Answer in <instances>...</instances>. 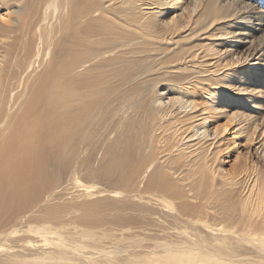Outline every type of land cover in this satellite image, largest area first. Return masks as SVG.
I'll return each mask as SVG.
<instances>
[{"label": "bare ground", "instance_id": "1", "mask_svg": "<svg viewBox=\"0 0 264 264\" xmlns=\"http://www.w3.org/2000/svg\"><path fill=\"white\" fill-rule=\"evenodd\" d=\"M4 9L0 37L9 40ZM115 13L140 24L136 31L153 27L146 35L162 51L135 84L152 83L112 97L111 81L132 75L137 62H123L128 41L117 46L101 32ZM42 16L44 25L57 19L58 36L45 34L20 63L15 88L0 87V264H264L257 170H237L247 187L236 199L214 188L224 173L218 157L228 124L232 144L234 136L251 140L264 159V129L244 95L264 90V36L254 37L264 33V7L246 0H48ZM193 41H205L208 53L188 51ZM36 101L39 117L32 106L22 112ZM227 106L236 111L226 113ZM217 117L227 121L221 128ZM86 141L93 147L80 157ZM49 151L58 154L51 173L41 161ZM77 157L95 184L61 180Z\"/></svg>", "mask_w": 264, "mask_h": 264}, {"label": "rangeland", "instance_id": "2", "mask_svg": "<svg viewBox=\"0 0 264 264\" xmlns=\"http://www.w3.org/2000/svg\"><path fill=\"white\" fill-rule=\"evenodd\" d=\"M5 3L2 9H0V13H6L5 9H7L10 19V24L13 25V31L10 33L11 37L9 40H3L0 37V59H3V66L5 75L0 76V87L3 88L4 93H6L9 89L15 88L17 85V74L19 69L22 67L20 63L24 62L25 58L29 57L30 55L35 52L37 45L40 43H45L46 37H53L56 38L57 35V19L50 18L52 20L51 26L48 23L44 25V20L42 19V10L44 9L48 0H21V2H16V0H1ZM157 0H154L156 2ZM249 3L254 4V6L259 8L264 7V0H246ZM260 1V2H259ZM254 2V3H253ZM257 3V4H256ZM263 3V4H262ZM260 4V5H259ZM33 8L32 11L29 9ZM24 9H28L24 11ZM29 12V13H28ZM116 21L108 22L102 29V34L106 37L107 33L110 32L112 43L115 42L117 46H119L122 40L128 41L131 45V52L126 54V58L123 59L124 61L133 60L136 62V65L133 67L134 73L129 76H126L123 79H118L115 81H111V89L107 96H118L123 93L131 85H134V88L137 90H142L147 85L152 83V81L146 80L139 84L136 83V78L139 76H143L140 72L145 66L152 65V61L156 59L157 54H159L161 50V46L154 40L152 35H146L154 31L153 27L147 28V31H136L137 26L140 24L135 23L129 19L123 21V17L119 18V13H115L114 15ZM55 25V26H54ZM146 26L145 24H142ZM220 26V24H219ZM237 26V25H233ZM135 27L134 33L130 31L127 32L126 30H130L131 28ZM254 31V30H251ZM263 31L258 32L254 35V37L264 36ZM261 33V34H260ZM101 33L97 32L95 35L91 36L92 38H87L86 41L90 42L93 39H98ZM259 34V35H258ZM43 37V39H42ZM110 38V37H109ZM115 39V40H114ZM42 41V42H41ZM206 42L209 44V39H206ZM188 46V51L190 50V46H194L199 50L197 52H201L200 55L207 54L208 49L205 48V41H193L191 43H186ZM157 48V49H156ZM187 51V52H188ZM186 52V53H187ZM185 53V54H186ZM204 56L201 60L205 59ZM23 65V64H22ZM129 68V67H128ZM237 68V67H235ZM3 72V73H4ZM49 82V80H48ZM264 84V80L262 81ZM38 89L40 86H35L34 93H38ZM225 91L227 92V87L224 86ZM42 90V89H41ZM250 100V106L252 120H256L260 122V127L264 129V90L260 89L257 97H254L251 93H245ZM17 94L14 96L16 97ZM31 98V97H30ZM29 98V99H30ZM248 103V102H247ZM36 110V116H40V104L39 102H27L26 106L22 109L24 112L28 107H31ZM226 110L230 112H235L236 109H230L228 106ZM239 110V109H238ZM240 111H244L241 109ZM35 116V117H36ZM34 117V118H35ZM5 116L4 114H0V126L5 123ZM138 121V119H136ZM213 124L221 128L226 124V119L223 117H217L212 119ZM134 124V122H132ZM232 125V124H231ZM3 127H0V132H3ZM230 124L227 125L226 131L224 132L225 139L222 141L221 149L222 154L218 157V163L220 168L224 173L218 177V180L215 182L214 188L215 189H222V192L226 190L227 192H232V196L236 199L237 196H243V193L247 187V179L243 177L242 173L237 174L238 169L246 170V173H250L253 168L257 170V176L260 181V187L264 188V159L257 155L253 149L252 144L253 142L246 141L240 136L238 137L235 144H232L231 139V132L232 130L229 129ZM7 130V129H6ZM5 130V131H6ZM6 133V132H5ZM3 134V133H0ZM228 146V147H227ZM93 145L90 142H81L79 143V151L80 157L85 155L89 149H91ZM97 156H100V152L96 153ZM57 156L58 154L49 151L48 153L42 156V163L46 164L49 169L48 173H51L52 169L56 166L57 163ZM73 158V161L70 167L63 172L61 176V180L64 182L70 183L69 186L77 185L79 188H82V185H90L94 183L91 174L87 167L82 166L84 169L79 170L78 166H80L79 158ZM52 162V164H50ZM51 165V166H50ZM47 168V167H46ZM235 175V176H234ZM78 180V182H77ZM58 183V181H57ZM56 183V184H57ZM233 183V184H231ZM95 184V183H94ZM97 185V184H96ZM76 189V188H74ZM21 195V194H20ZM22 196V195H21ZM24 198V196H22ZM104 226H108L105 224ZM112 233L107 232V235L110 236ZM108 242H112V240H107Z\"/></svg>", "mask_w": 264, "mask_h": 264}]
</instances>
